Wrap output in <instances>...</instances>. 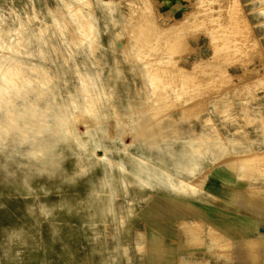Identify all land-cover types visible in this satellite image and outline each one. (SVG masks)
<instances>
[{"label": "rangeland", "instance_id": "obj_1", "mask_svg": "<svg viewBox=\"0 0 264 264\" xmlns=\"http://www.w3.org/2000/svg\"><path fill=\"white\" fill-rule=\"evenodd\" d=\"M0 121V264H128L170 171L264 188V0H0Z\"/></svg>", "mask_w": 264, "mask_h": 264}, {"label": "crops", "instance_id": "obj_2", "mask_svg": "<svg viewBox=\"0 0 264 264\" xmlns=\"http://www.w3.org/2000/svg\"><path fill=\"white\" fill-rule=\"evenodd\" d=\"M166 178L138 207L128 264H264V188L225 164L194 180L196 193Z\"/></svg>", "mask_w": 264, "mask_h": 264}, {"label": "bare ground", "instance_id": "obj_3", "mask_svg": "<svg viewBox=\"0 0 264 264\" xmlns=\"http://www.w3.org/2000/svg\"><path fill=\"white\" fill-rule=\"evenodd\" d=\"M141 18H142V17H141ZM143 21H144V20H143ZM130 23H132V22H130ZM141 25H142V24H141ZM155 26H156V25H155ZM139 27H140V26H139ZM139 27H138V28H139ZM149 28H150V27H149ZM168 29H169V28H168ZM168 29H167V30H168ZM156 30H157V29H156ZM147 31H149V30H147ZM139 32H140V31H139ZM157 32H158V30H157ZM147 33H149V32H147ZM147 33H146V34H147ZM158 33H159V32H158ZM144 34H145V33H144ZM153 34H154V33H153ZM151 35H152V34H151ZM155 35H156V34H155ZM148 38H149V37H148ZM216 38H217V37H216ZM139 39H140V38H139ZM141 39H145V38H142V37H141ZM136 40H137V39H136ZM145 40H146V39H145ZM145 40H144V42H146ZM149 40H150V38H149ZM216 40H217V39H216ZM214 41H215V40H214ZM136 42H137V41H136ZM138 42H139V41H138ZM144 42H143V43H144ZM155 42H156V41H155ZM145 44H146V43H145ZM169 44H170V43H169ZM140 46H141V45H140ZM144 46H145V45H144ZM144 46H143V47H144ZM155 46H156V45H155ZM137 47H139V46H137ZM148 47H149V46H148ZM167 49H169V48H167ZM161 53H162V52H161ZM213 62H214V61H213ZM214 67H215V66H214ZM158 69H159V68H158ZM158 69H157V70H158ZM149 73H150V71H149ZM166 73H167V72H166ZM158 75H160V74H158ZM160 76H161V75H160ZM97 79H98V77H97ZM184 81H185V80H184ZM182 82H183V81H182ZM186 83H187V82H186ZM111 85H112V84H111ZM113 87H114V86H113ZM186 100H188V99H186ZM182 102H183V101H182ZM193 104H194V103H193ZM185 112H186V111H185ZM0 122H1V121H0ZM0 125H1V123H0ZM5 133L8 134V132H5ZM254 157H255V156H254ZM248 158H249V157H248ZM248 158L245 157V160H247ZM257 158H258V157H256V160H255V158H252L251 160L248 159L249 161H247V162H248V163H249V162L251 163L253 160L257 161ZM259 158H260V157H259ZM262 158H264V157H262ZM258 160H259V159H258ZM261 160H262V159H261ZM230 161H231V160H230ZM232 161H233V160H232ZM232 161H231V162H232ZM247 162H246V164H247ZM258 162H259V161H258ZM244 163H245V162H244ZM250 165H251V164H250ZM254 165H256V164H254ZM233 166H234V165H233ZM233 166H232V167H233ZM232 167H231V170H232ZM252 167H253V166H252ZM261 168H263V167H260V169H261ZM234 169H235V168H234ZM257 169H259V168H257ZM249 170H250V169H249ZM252 170H254V169L252 168ZM184 183L186 184V182H184ZM196 187H197V186H196ZM194 189H195V188H194ZM194 189H193V188H190L189 191L194 192ZM112 206H113V205H112ZM131 209L133 210L134 207L132 206ZM115 210H116V209H115ZM115 210H114V211H115ZM109 212L115 214L112 210H110ZM102 213H103V216H106V213H107V212L102 211ZM94 214H98V211L95 210ZM115 215H118V214H115ZM183 222H184V221H183ZM196 224H197V223H196ZM192 228H193V227H192ZM195 228H196V227H195Z\"/></svg>", "mask_w": 264, "mask_h": 264}]
</instances>
